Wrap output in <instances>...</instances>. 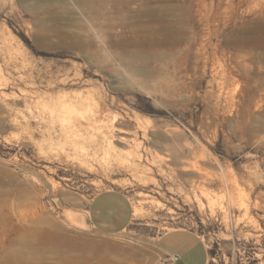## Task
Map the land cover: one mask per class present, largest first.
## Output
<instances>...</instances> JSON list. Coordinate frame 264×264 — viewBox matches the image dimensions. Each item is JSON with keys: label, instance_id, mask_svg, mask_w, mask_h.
Returning <instances> with one entry per match:
<instances>
[{"label": "rangeland", "instance_id": "374dc122", "mask_svg": "<svg viewBox=\"0 0 264 264\" xmlns=\"http://www.w3.org/2000/svg\"><path fill=\"white\" fill-rule=\"evenodd\" d=\"M118 4L103 16L88 0H0V264H159L158 238L175 228L197 231L209 264H264V50L243 40L263 21L264 0ZM172 29L183 30L186 44ZM88 31L105 41L103 61L71 45ZM134 38L149 39L153 54L133 64L139 75L112 56L120 51L112 40ZM22 64L36 65V88L20 80ZM50 79L60 84L52 89ZM25 88L47 116L52 103L34 91L94 92L85 106L106 104L126 133L116 131L113 149L59 133L49 141L40 119L23 128ZM171 146L198 167L177 166ZM113 188L131 199L128 229L105 235L78 226L72 217Z\"/></svg>", "mask_w": 264, "mask_h": 264}, {"label": "bare ground", "instance_id": "6f19581e", "mask_svg": "<svg viewBox=\"0 0 264 264\" xmlns=\"http://www.w3.org/2000/svg\"><path fill=\"white\" fill-rule=\"evenodd\" d=\"M119 0H88V3L90 4L87 9L90 10H97L98 13L102 14L103 16L106 15L107 13H109V11L113 10L114 8H118L117 5ZM125 3H131V5L136 4L137 0H121ZM163 1V0H161ZM101 2V5L99 7H97V3ZM201 2V1H200ZM168 3V2H167ZM204 3V2H201ZM160 4V3H159ZM162 4V3H161ZM166 4V3H165ZM206 4V3H205ZM120 6V5H119ZM147 6V5H146ZM151 6V5H149ZM148 6V7H149ZM203 6V5H202ZM208 6V5H207ZM152 7V6H151ZM161 7V5H160ZM163 10L164 9V6ZM204 7V6H203ZM201 7V8H203ZM206 7V6H205ZM117 8L115 10H117ZM121 9V8H120ZM154 9V8H151ZM150 9V10H151ZM156 9V8H155ZM162 10V8H160ZM159 9V10H160ZM208 9V8H207ZM157 11V10H156ZM199 11V10H198ZM123 12V10H122ZM147 12V11H146ZM151 12V11H150ZM158 12V11H157ZM161 12V11H159ZM262 14L264 15V7L261 9ZM119 13V11H118ZM149 13V11L147 12ZM146 13V14H147ZM152 13V12H151ZM154 13V12H153ZM156 14V12H155ZM154 14V16H155ZM158 14V13H157ZM156 14V15H157ZM163 14V12L161 13ZM109 15V14H108ZM149 15V14H148ZM153 15V14H152ZM95 16V15H94ZM151 16V15H149ZM106 17V16H105ZM111 17V16H110ZM161 17V16H160ZM163 17V16H162ZM90 18V17H89ZM120 18V17H119ZM122 18V17H121ZM111 19V18H110ZM178 20V19H177ZM89 21V20H88ZM182 21V20H180ZM107 22V21H105ZM260 22V21H259ZM89 23V22H88ZM100 24V23H99ZM102 24V23H101ZM173 24V23H172ZM98 25V24H97ZM105 27V24H102ZM101 25V26H102ZM163 25V24H162ZM95 26V25H93ZM102 26V27H103ZM115 26V25H114ZM184 25H182V28ZM164 26H162L163 28ZM167 27V26H166ZM96 28V26H95ZM91 29H93V27H91ZM104 29V28H103ZM165 29V27L163 28ZM161 29V30H163ZM169 29V28H168ZM101 31V30H100ZM103 31V30H102ZM106 30H104L103 32L105 33ZM182 29H172L173 33H170L169 36L172 37H178L175 38V42H177V44H181L184 39L181 37L182 35ZM189 31V29H188ZM85 32L84 36L85 38H82L78 41H75V39L73 40V37H70L73 41L71 43V45L76 46L77 48H79L81 50V52L84 54L85 58L89 61H103L104 60V54L102 55L100 51H107V45L105 43V41L101 40V45H98L94 40H92L91 38V33ZM160 32V31H158ZM168 32V31H167ZM107 33V32H106ZM105 33V34H106ZM109 33V32H108ZM107 33V34H108ZM163 33V32H162ZM161 33V34H162ZM185 33V32H184ZM249 33V36H245L243 38V40L245 42H249L250 44H252L253 46H255L257 49H261L264 50V19L263 21H261L260 25L258 26L257 29H254L252 31H245V34ZM94 34V33H93ZM100 34V32H99ZM97 32H95V36L94 37H98V39L100 38ZM83 34H81L82 36ZM102 35V34H101ZM151 35V34H150ZM148 35L149 37H152ZM160 35V34H158ZM93 36V35H92ZM107 36V35H104ZM109 36H113V34L109 35ZM127 36V35H126ZM134 36V35H132ZM146 36V35H145ZM148 36H146L148 38ZM156 36V35H155ZM188 36V35H187ZM186 36V37H187ZM125 37V36H124ZM128 37V36H127ZM136 37V36H135ZM160 37V36H159ZM75 38V37H74ZM102 38V37H101ZM105 38V37H104ZM116 39V37H114ZM121 38V37H120ZM119 38V39H120ZM139 38V37H138ZM145 38V37H144ZM139 39V40H135L136 38H134V40H125V41H117V40H112V42H114L113 44L117 45L118 47H120V51H115L112 52V56L115 57V59H124L126 64H127V68L128 70H130V72L132 71L131 74H133L134 72L137 73L138 75L141 73L140 71H137L134 68L133 64L136 62H148L152 57L153 54L151 53V51L148 50L149 45H148V41L149 39ZM158 38V37H157ZM168 38V36L166 37ZM170 38V37H169ZM103 39V38H102ZM130 39V38H129ZM151 39V38H150ZM156 39V38H155ZM160 39V38H158ZM162 39V38H161ZM186 39V38H185ZM100 40V39H99ZM168 40V39H166ZM107 41V40H106ZM163 41V39H162ZM111 42V41H110ZM152 42V41H151ZM150 42V43H151ZM166 42V41H165ZM168 42V41H167ZM186 42V40H185ZM100 43V42H99ZM163 43V42H162ZM170 43V42H169ZM165 44V43H164ZM172 44V43H171ZM170 44V45H171ZM182 44H186V43H182ZM181 44V45H182ZM152 45V44H151ZM180 45V46H181ZM179 46V45H177ZM184 46V45H183ZM152 47V46H151ZM154 47V46H153ZM152 47V50H153ZM173 47V46H172ZM112 49V48H111ZM151 49V48H149ZM172 49V48H171ZM251 49V48H250ZM255 49V48H254ZM113 50V49H112ZM111 50V51H112ZM155 52V50H153ZM254 51V50H253ZM173 52V51H172ZM156 53V52H155ZM159 55V54H157ZM177 55V54H176ZM155 57V56H154ZM173 58V57H172ZM175 58V57H174ZM155 59V58H154ZM112 60V59H111ZM110 61V60H109ZM117 62V61H116ZM122 62V61H121ZM100 64V63H99ZM125 64V65H126ZM23 65V64H22ZM112 65V64H111ZM116 63H115V67H116ZM36 66V65H35ZM35 66L31 65V64H24L23 65V75L21 76V79L25 85L26 88H30L28 87L29 85L32 88H36L37 85V81H36V75H34L35 73ZM141 66V65H140ZM150 66V65H149ZM110 67V66H109ZM146 67V65H145ZM136 68V67H135ZM141 68V67H140ZM148 68V66H147ZM154 68V67H153ZM152 68V69H153ZM138 69V68H136ZM142 69V68H141ZM151 69V68H150ZM112 71V70H111ZM119 71V70H118ZM117 71V72H118ZM126 71V69H125ZM148 71L150 72L151 70L148 69ZM116 72V73H117ZM127 72V71H126ZM125 72V73H126ZM38 76L41 78L42 77V70L37 71ZM154 74V73H153ZM55 75V74H54ZM125 75H129L125 74ZM226 75V74H225ZM50 76V75H49ZM48 76V77H49ZM151 76V75H150ZM52 77V76H51ZM132 77V76H131ZM152 77V76H151ZM226 77V76H225ZM129 78V76H128ZM142 78V77H141ZM28 79L31 80L30 83H27ZM125 79V78H124ZM144 79V78H143ZM142 79V80H143ZM126 80V79H125ZM132 81H135L134 79H131ZM150 80V79H149ZM127 81V80H126ZM164 81V80H163ZM138 82V80H137ZM140 82V81H139ZM40 83V82H39ZM38 83V84H39ZM141 83V82H140ZM167 83V82H166ZM44 84V83H43ZM58 84H60L59 82H57V80L54 79H50L48 81V86L52 89L56 88L58 86ZM143 84V83H141ZM140 86V85H139ZM25 88L24 94H23V104L25 106V108L28 110L29 114H25L24 116V122L25 124L23 125V128L26 129L28 131V129L30 128V119H40V121H42V123H44V136H47V139L49 141H53L57 136L58 133L60 136H69L72 138L75 137H89L90 139H97V141L99 140L103 146L107 147L108 149H113V141L114 139L117 137L116 136V131H120V133H126V131L124 130H120L117 126H116V122L118 121V117L116 115H110L108 110V107L106 104H102L99 108H95L92 109L89 106H85L86 102L85 101H93L96 99L95 98V94H92L94 92H89V94L85 93L84 95H80L75 94V93H64L62 95H58L56 96H45L42 97L43 94H39L38 92L34 91L33 93L37 94V96L39 98H44V100L47 98V103L51 104L52 103V108H51V112L48 113V116L46 114H38L39 112H37L35 109L36 105L39 104V102L37 100H32L29 96V94L31 93L29 90H27ZM156 93V92H155ZM162 93V92H161ZM84 94V93H83ZM49 95V94H48ZM99 95V94H98ZM101 95V94H100ZM98 98V97H97ZM88 103V102H87ZM100 103V102H99ZM92 104V103H91ZM95 104V103H94ZM99 105V104H98ZM26 110V111H27ZM50 111V110H49ZM42 113V111H40ZM47 119V120H45ZM44 121V122H43ZM141 126V125H140ZM59 127V128H58ZM65 136V137H66ZM174 137V135H173ZM68 138V137H67ZM91 139V140H92ZM120 139L125 140V142H128V138L121 136ZM94 141V140H93ZM96 141V142H97ZM175 142V141H173ZM180 142V141H179ZM180 144V143H179ZM178 145V144H177ZM170 146V145H169ZM178 146H171L170 148V152H168V154H170V156L172 157V159L174 160L175 164L178 166H182L184 170L189 171V170H195L198 167V162L197 161H192V160H188V161H183L182 160V150L177 148ZM168 149V148H167ZM188 152V151H187ZM185 158V157H183ZM169 159V158H168ZM174 164V165H175ZM6 177H7V182L9 184H17V179L14 175H12L9 171L6 173ZM72 213V212H71ZM87 214V213H86ZM69 215V214H68ZM70 215H73L70 214ZM74 216V215H73ZM76 216V215H75ZM74 216V217H75ZM77 217V216H76ZM75 217V218H76ZM70 218V217H69ZM72 217V219L75 221V223L80 226L81 228H88L90 227V223L88 222V218L87 215H82L80 218L81 219H75ZM71 221V219H70Z\"/></svg>", "mask_w": 264, "mask_h": 264}, {"label": "crops", "instance_id": "0c3cea01", "mask_svg": "<svg viewBox=\"0 0 264 264\" xmlns=\"http://www.w3.org/2000/svg\"><path fill=\"white\" fill-rule=\"evenodd\" d=\"M90 226L105 235L119 234L133 221V205L121 189L97 193L86 208ZM159 264H209L210 249L197 231L175 228L162 233L157 241Z\"/></svg>", "mask_w": 264, "mask_h": 264}]
</instances>
